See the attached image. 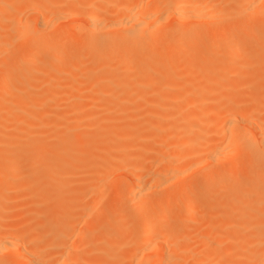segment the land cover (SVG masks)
<instances>
[{
  "label": "bare ground",
  "instance_id": "1",
  "mask_svg": "<svg viewBox=\"0 0 264 264\" xmlns=\"http://www.w3.org/2000/svg\"><path fill=\"white\" fill-rule=\"evenodd\" d=\"M217 1L218 0H214V1L212 0L211 2L208 1L209 3L208 4L207 0H0V17H4V18L6 17L5 19L9 18V20L11 17H13L12 18L13 20L15 19V21L11 19V21L15 22V24L9 21L14 25V27L11 28L12 33L9 38L11 40L12 39L18 40L19 44L21 45V48L17 51V54H15L14 57L8 63L0 67V69L4 70L5 72L3 77L4 82L9 83V81L11 80L15 82L14 87L11 88L10 91L4 94L0 93V105L2 104V106H0L1 107L0 108L1 109L0 110V203L6 198L5 194L8 191L12 193L13 191L10 190L15 189V186L14 189H12L13 185L7 187L3 185V182L7 179H8L7 181H9V179L11 181L12 180L15 181V185L16 182L19 181L22 186L21 188L28 189L27 190V193L29 191L28 195H30L31 193L36 194L39 191L38 188L39 182L35 180L36 175L34 173L36 172V170L38 169L41 170V167H44L45 173L43 174L42 177L43 180L54 182L55 185H57L58 187L60 186L61 188L59 187L60 188L59 195L62 194L65 203H68V205L69 204L74 205L75 202L73 201V199L70 198V192L67 193L63 190L65 189V187H67L66 185L69 182L76 180H77L76 182H78L79 184V182L82 181V178L86 175H93L97 177L96 175L98 174L97 173L98 164H100L99 167L103 169L102 164L106 165L105 167L107 166L111 167L112 165H114V163L117 162L121 164V166L118 164L117 167L120 166L118 168L123 170L128 177V181L125 182L121 194L123 195L127 190L128 193L130 192L132 194L131 195L132 198L129 201L130 205H123L122 204L123 198L114 200L113 204H114L115 213L116 214L126 213L127 219H135L141 216L142 218H144L143 223L140 229L137 231V233L131 239L129 237V241L126 240L127 241L126 243H128L129 245L126 243L125 244L127 246H130V250L127 247L129 251L127 252L129 254L128 256V260H130L129 262L132 261L133 264H167L172 261L170 264H173V260L171 259L175 258L176 255L175 253L178 252L181 254L182 252L184 254V249L179 247L181 241L183 240L182 236H184L185 239L188 238L189 239L187 240L188 242L189 241L194 242V240H192L191 237H189L190 233L189 235L186 234V236L183 235L182 233L185 231L182 232V229L181 231L180 229H178L179 231L178 233L180 235L177 232H175L174 234L172 233V235L170 236H168L167 234V237L166 238L164 237L163 240L162 237H159L161 238V240L158 239L156 241L158 243L160 242L161 243L160 244L155 243L156 245H158V247L156 246L157 247L156 249L154 248L155 244H151L152 245L151 249H148L149 248L148 246H151L148 243H150L151 239L156 237V236L154 237L155 231L157 233L155 227L156 226L163 227L169 220L174 219L175 218L174 214L177 209L180 210L181 219L190 221L192 214L195 212L194 208H196V210L198 211L197 208H202L205 206L203 198L197 195L187 194V191L189 190L190 186L197 185V180L194 179V177L192 176V174L196 171V169H198L199 167L201 168V166L205 164L204 162L209 163L210 169L206 171V175H205L206 181H204V183L202 184L205 185V187L211 186V180L214 175L212 173L213 169L215 170L219 168L220 170L219 175L222 176L225 170H228L229 172L245 170L248 171L249 173H252L254 171L264 169V161L253 160L245 166H241L238 162L235 161L234 162L232 161L229 165L228 162L229 158H235L236 156L239 155L235 153L236 150L240 149L237 147L238 143L236 142H238L237 140L239 138L245 136L242 131L247 129L246 127L253 129L251 130V133L254 132L255 130L254 134L256 136L254 138L251 134L247 132V130H245L252 137V139L250 138L246 141L244 146L245 152H243L242 150L241 151L243 153H246V151L250 152L249 150L252 148L255 149L258 148L264 154V121L261 119L262 117H258L262 120V123L259 122L261 120L258 119L259 124L257 125L252 121H249L253 119L252 117L254 115L256 116L257 111L239 105L235 93H237V90L241 84L240 83L235 84L231 80L233 78L228 77L233 75L234 76L239 75L243 68L241 69L238 68L239 65L236 64L235 62L225 61L223 58L216 57L211 47L204 50L203 55L210 56L211 58H209L204 63H200L199 65L196 66L193 65V66L196 71H201L202 73H204L205 76L199 79L195 76V78H192L191 80H189L188 83H186L188 89L185 91V95L188 96H185V98L186 97L189 98L190 96L196 98L195 99L196 105H195V111L190 116L188 115L189 116L188 118L187 116H185V118L187 119L183 120L185 122L184 126L189 128L193 127V129L194 127H199L197 129L199 130L201 128L200 125L203 123L201 119L202 116L208 114L207 113L208 108L205 109V105L209 103L210 99L212 101L223 100L224 104L222 105V107H217L215 110H213L212 113H214L215 116L213 120H211L212 123L207 126L213 127L214 132L212 131V135L214 133V135L216 136L213 137L219 138L218 137L219 134L222 133L221 137L224 138L219 143L215 141H210L211 138L210 139L208 138L211 136L208 137V134L210 135L211 132H208L209 131L208 130L207 131L208 141L206 139L204 141L203 139L201 141V142L204 141L203 147H199L200 145L196 147L194 145V148L196 147L197 150L195 151L192 150L193 155L199 154L200 152H202V149L206 151V153L210 150L209 154L207 153L208 154L207 156L206 153L203 151L205 153L204 156H206L207 160L205 161V158H203V161L197 160L194 163H190L191 164L190 166H192L193 164V167L189 166L184 169L176 168L175 166H173V164L171 165V167L170 166L165 167L166 163H163L164 161L162 162L163 164H160L159 162L161 161H158V159H156L157 161L154 160L156 155L157 158L158 155L161 156L162 158L163 156L166 158L167 156H169V154L171 155V152H173L171 148L169 150V145L166 144L167 139L160 141L159 140L160 138L159 139L155 138L159 140L161 143L155 142L156 144H154L152 147L147 146L153 149H149L147 151L143 150V152L148 153V157L147 159H145L146 163L154 161L160 164V168H158L156 172L154 171L156 169L155 167L153 170L154 172L151 171L156 175L152 183H148V181L151 182V180H153L152 179L153 175L151 176L152 173L151 174L148 173L150 172L149 170L147 173L150 174L151 178L148 179L147 181V179L145 180L144 178L146 174L143 177V173L145 172V168H144L145 166L141 164L142 163L141 161H143L144 159H142L143 157L140 155L139 156L136 154L131 156L116 155L115 157L112 158L111 155H109L111 152H109V150L106 149L103 150L102 152L106 154L109 153L108 155L110 156L109 157L110 159L108 158V160H104L106 158L101 157L102 159L100 158V160H102L103 162L102 161H101L102 163L97 162L98 159L97 155L94 154L95 155L94 156L92 155V153H90L91 151L94 152L95 149L94 150L90 149L91 151H89L90 147L88 148L89 142L87 141V137L89 136V134H87V132L90 130L83 131V129L78 126L80 124L79 122H82L84 120L86 121V119L87 121L88 119L89 121L94 119L95 118L93 115L94 113H92L93 115L92 119L91 116H85L86 119H83L82 113L84 109L83 111L82 109L80 110V108H78L79 106L73 105V103L75 104L76 102L78 101L80 102L81 100L82 101L81 103L83 104V102H85L91 94L92 95L94 94V97L91 99V101L93 104H97V94L99 93L102 102L103 101L106 102L103 107L108 108L109 110V108H112L114 106V108L116 107L117 109L121 108V110H124L122 108L125 107V104L127 107L128 106L130 107L132 103L133 105H135L136 102H140L139 100H143L146 98L145 94L147 90H152L150 93L154 96L155 101L151 100L149 103L154 104V102L156 103V100L157 101L161 100L164 103L163 105L166 108L168 107L167 109H174L175 107L173 106H175L179 102L182 96L181 97L177 95L174 96V94H171L173 96L171 95L168 96L170 93L168 95L165 94L167 96L164 95L162 96V92L164 90L176 91L179 87V81H180V80L178 81V79L175 77L176 74L177 73L179 74L178 71H180V68L186 69L189 66V65L187 66L184 60L181 59L182 47L184 45H187L188 43H194L197 40L207 41L209 39L212 41L213 45L218 42L224 41L225 44H227V47L225 48L223 56L229 58V56L233 54V50L231 49L229 43L233 40V32L235 28L236 29L248 28L251 25H253V23L255 22L254 20H252L253 16L264 14V0H231L234 1L235 8L233 10L230 9L228 15L230 17L239 18V22L237 23L236 27L230 26L227 31L222 32V34H218L216 33L217 30L211 31L210 29L205 28L206 24L217 22L227 13L226 11L227 9L226 8L224 9L225 5L223 0H221L222 4L220 3V4L211 5L212 2L216 3ZM107 7L108 8L112 7V8L107 9ZM4 8H8L9 11L8 13H6L7 14L6 16H3V14L5 13ZM19 8H23L22 12L23 13L25 12L28 15L27 23L24 26H22L21 24L22 27L20 26V22L22 18H20L19 15L16 16L17 14L16 11ZM74 17L75 18L81 17L82 19L83 27L80 29V31H76L78 25L74 23V19H75ZM167 19H170L177 24L189 23L191 27H189L190 29L182 32H174L172 29H168V28L167 31H164L166 30L164 27L165 25L163 26L161 24H163ZM203 25L205 27L201 28V26ZM159 26L161 27V29ZM155 27L157 28V30ZM162 28H164V30ZM105 29H110V31H107V33H105L103 31ZM111 29L113 30L114 33L118 31L117 32L118 34L115 33L116 36L113 37L109 36L111 37L109 38L108 35L110 33L108 32H111L112 31ZM161 30L165 34L160 32ZM158 32L162 33V36L161 34L159 36L160 38L157 36L159 35ZM146 35L149 38V40L148 39L144 40L145 39L144 37ZM106 37H108V42ZM6 38H7L6 41L3 40L1 41L3 37H1L0 39V55H2L6 51L5 50L6 47H9V39L8 37ZM104 38L106 41V44L104 43V46L106 45V48L108 50H112L113 53L114 51H116V53H118V55L116 54L117 57L115 56V58L102 59L98 61L97 59H95L91 61V59L87 55V50L95 45H96L95 47H97V45L100 43V40ZM150 39L152 40L151 43L155 41L157 42L159 41V39L162 40L161 42L162 51L160 57L158 59L156 58L155 62L152 63L149 59H145V58L141 61L140 60L136 61L135 58L132 59L133 53L131 52V50H129L128 46L133 44H137L138 46L145 44L144 46H148L150 45V41H151ZM142 40L149 42V44L146 45V43H143L144 41ZM248 40H249L248 38L238 39L237 45L241 46L245 44ZM105 41L103 40L102 43ZM76 42H80L79 43L80 45H77ZM84 45H87V47L84 48ZM62 52L63 53L66 52L68 54L66 62L61 60ZM43 55H47L49 57V60L43 65L37 64V60ZM105 57L106 56H104V58ZM263 61H264V56L261 57L260 62L246 61L243 62L242 66H244V68H249V69H251L252 67L257 68L258 65L262 66L260 64L263 63ZM182 62L185 64H183ZM259 68L261 69V67ZM87 70H90L91 73H89V75L87 76H83ZM240 77H242V75ZM180 84L183 85V82ZM213 85H218L219 86L218 88L221 89H219V91H210L209 87ZM91 88H95V89H92L93 92L92 91L88 92L89 91L88 89L91 90ZM97 89H98V93H97ZM86 90L88 93H90L89 95H87ZM82 94H86V95H82ZM81 95L85 96L84 99H82ZM70 98H74V99L69 100ZM66 100L67 102L69 101L68 102L69 104L67 102L65 103ZM101 100H98V102L99 101L101 102ZM62 101L64 102V104ZM70 101L73 103H70ZM58 102H60V104H58ZM185 103H184L185 105H183V108L187 105V101ZM70 104H72V109L70 108L71 110H68L69 106H71ZM61 105L68 106L67 107L68 109L66 108L68 112L65 111V112L56 113L55 111L52 110L53 108L54 109L56 108L55 110H57V106L58 109H62L63 107ZM106 105H108L109 107H106ZM136 111L134 110V108L131 109L129 108V111L124 110L123 114L125 113L126 119H128V121L130 122L133 121L134 119L136 120V117L138 116ZM160 114L158 115L154 113L150 114V118L152 117L156 120L157 119L163 120L165 116L163 114L162 115ZM107 121L110 120L108 119ZM4 123H6L5 126ZM8 123L12 124L13 133L11 132V134L6 135L7 133L3 132L2 130L7 129L8 125L10 126V124ZM110 124L113 128L110 127ZM110 124H108L109 126L107 124H104L105 126L104 125L103 126L110 127L111 134H108L109 138L107 139L111 143L109 144V147L113 148L117 146L116 148L113 149H116V151L118 152L119 151L123 152L124 150H126L127 152L128 151L132 152L135 149L137 151H141L139 144H133L136 147L133 145H129L130 143L132 144V142L130 141L131 139L137 136L140 137L141 135H144L146 137V134H143L145 132H149L152 135H155V137H157L158 133H163L162 131L165 130V128H163V125L161 123L154 121L146 123L142 128L132 127L131 124L119 128L115 126L116 123L115 124L110 123ZM99 125L96 124V126L94 125L92 127L94 128L96 127V129L98 128L99 130L102 124L100 126ZM239 126L241 127L245 126V128L243 127L244 129L240 131ZM86 127L89 128L88 126ZM113 129H115L114 130L115 132H113ZM200 130H202V128ZM193 131L190 132L193 133ZM190 132L188 134H190ZM181 136L182 135H180V137ZM107 137H105V139ZM198 137L202 138V136L199 135ZM47 138L56 140L55 142H57L56 144H59V146L56 148L44 149L46 147L43 145L44 144L43 140H46ZM23 139L25 140L27 139L26 142L29 141L30 144L28 145L30 146L29 148H26V145L23 144V142H25V141H21ZM118 140L120 142L130 141V143L128 144L126 143L129 147H126L127 145H124L125 143L121 144L122 142L116 144ZM242 140L240 139L241 141L240 143H242ZM181 141L185 143V141L180 140V142ZM199 141L196 143L200 144ZM113 142H115V144ZM150 142L152 143L151 140ZM101 143H103L102 139H101ZM101 143L98 144L100 145ZM106 143L104 142L103 144L105 145ZM112 143H113V147H111ZM151 143L149 145H151ZM100 146L103 147V145ZM144 146L142 145L143 147L142 149H144ZM204 148H208L209 150L207 149L205 150ZM98 150L96 148V151L99 154V152L102 149L101 150L98 149ZM113 151L115 150H112V152ZM167 151H169L168 152L169 154L167 153ZM164 152L167 154H165ZM114 153L112 155H114ZM197 156H199L200 158L201 154ZM162 158L161 160H165V158L164 159ZM167 158L169 159V157ZM172 162L174 163L177 161L175 160ZM16 163H20L21 166L27 165L26 168L27 172L19 176V174L16 171L11 169V166ZM159 164H157V166H159ZM39 165H43V166L38 167ZM161 165L162 166L164 165V168ZM37 167L38 169H36ZM104 170L106 169L104 168ZM72 184L69 183L68 185H72ZM85 185L87 186V184ZM93 185L91 186V188L95 186ZM72 187H75V185H72ZM82 190L83 189H78L81 195H76L79 194L78 191L76 192V194H74L75 192L73 191H72L73 193L71 192V195L74 194L75 196H80L81 199L80 203L83 200ZM245 191L243 193V197L247 193ZM94 195H97V193L93 194L92 196L95 197ZM100 196L102 198V195ZM27 197H31V195L26 196L25 200L27 199ZM97 199L98 198L96 196V198L93 201L94 203L92 202L89 203L90 205L92 204L91 205L92 207L90 206L92 209H90L91 211L89 213H88L89 208L85 209L83 208V206L82 208H78L77 205L68 212L72 211L71 215H73L74 212L76 213L77 211L80 210L83 212V214L88 213V216H92V213L94 214V212L97 211ZM71 201L73 203H71ZM100 201L101 199H99V202ZM106 206L107 204L105 203L104 200H102L100 202L101 209H104ZM153 207H156L157 210L152 212L150 211V209ZM35 215L37 214L35 213ZM50 215L51 214L48 212V215L46 216H50ZM71 215L69 213V216ZM82 216L83 215H81V217ZM85 217L82 218L85 219L87 225L88 218ZM37 218H40L39 220H41V216ZM55 218H56L55 216L54 218L52 217L53 220ZM70 218L71 217L68 216L65 217V221L63 223V226L61 227L63 229L61 231L59 230L56 233L55 238H53L52 241L49 240V242L52 244L51 246H54L52 247L53 249L57 246L56 241H58V239L61 241V237L65 238V235L69 234L63 232V230L64 228L67 229L66 227L73 225L72 223L71 225L69 224L70 221H73L71 220L72 218L71 219ZM82 218L80 219L79 217L78 219H80L81 222L82 221L84 222ZM39 220L37 219L36 222ZM198 223L200 222L198 221ZM86 225L83 224L81 225L82 231H83V227L85 229ZM20 227L22 228L23 226ZM20 227L14 228L12 226L5 225L4 222L3 224L0 223V253L12 254V257H7V259L5 258V260L1 259L0 264H26V263L70 264L69 263L70 260L69 261L67 260L68 257H70V254H74L73 256L71 255V257L69 258L71 259L73 257L75 259L74 260L72 258L74 261L71 259L74 262V264L75 261L76 264H94L91 261H83L82 258H81L82 261H80L79 256L81 255L79 254L81 252L78 251L77 253L76 251L77 249L81 250V248L84 250L87 249L85 246H83L84 247L83 248L80 245L81 247L75 249L74 251V248L69 245L70 243L73 245V243L76 242V239L80 238L81 241L83 238V241L84 240L91 241L85 243L86 246L88 247L89 244H91L93 241L92 238L96 237L97 232L93 234H91V232L90 233L85 232L86 230L81 232L80 231L81 227L75 228V225H73L72 228L73 229L75 228L74 230H76L77 228L79 229L78 233H76L75 231V234H78V236H75L77 238L75 239V241L72 240L69 243V245H67L68 247H65L63 249L60 248L61 252H66L65 254L69 255L68 257H66L67 258L66 259L65 258L66 255L63 254L64 255L63 257L65 258L64 260L68 262H64V260L60 261V259L63 258H59L56 255H54L55 259L53 260L43 261L41 260V255L44 250L42 249L41 246H43L44 243L43 245H41L40 239L26 235L23 232V230L20 229ZM189 227L190 226H188L187 229H189ZM32 228L35 229V227ZM193 228L194 227L190 228L189 231H193L194 230ZM175 229L177 231V228ZM198 231H200V229H198ZM202 231L204 233V230ZM255 231L256 233L254 234L255 237L253 236L254 241L252 240L253 241L252 247L253 249L258 250L262 247L264 248V224L259 226V228ZM79 232L81 234L83 233L82 236L79 234ZM111 233H112L111 231L110 232L108 231V234L106 233V235L104 234L103 236V238L105 237V240L107 238L106 240L107 243L109 242V240L112 241V239L113 240L118 239L115 237H111V235L113 234ZM195 233H192V235H194ZM71 234L72 232L70 233V236H72ZM197 235L199 236V233ZM203 236L204 235H202L201 237ZM109 237H111L112 239ZM111 241L110 244L113 243V242L111 243ZM118 241H114L113 244L118 243ZM143 241L145 243H143ZM252 241L249 242L252 243ZM60 243L61 242H59V244ZM110 244L107 247V251H106V253L108 254L111 252ZM117 245L119 246V243ZM185 245H187L188 247L187 249L190 248L191 250H193V248L189 247L191 245L187 244V242L185 243ZM73 246L76 245L74 244ZM45 248H46L45 253H47V249L48 250L49 248L51 249L50 246ZM135 248H139V249L142 248L141 249L143 250L142 255L140 256L138 255L139 256L138 257L136 254H138L139 252L136 254H132L131 252H133L134 250L136 251ZM146 248L147 251H145ZM249 249H251V246ZM73 251L76 253H74ZM186 252H188V250ZM96 253L97 252H95L94 255L97 256ZM256 253L257 252L251 251L247 254V256L244 259L250 264L251 263L264 264V261L262 259L263 255L259 256L258 254L260 253L258 254ZM76 254L78 255L76 256ZM198 254L200 255V253ZM91 255H92L91 257H93V254ZM55 256L57 257V259ZM89 256L90 255H87V258ZM177 256L176 258L178 259L180 256L179 254H177ZM184 256H182L184 258L181 257V260L182 261L184 260L185 264L188 263V261L191 262L192 258L189 257L188 258L189 260H187L186 255ZM191 256L193 257L194 255ZM209 256L213 261L214 259L212 258L213 256L211 255ZM210 257H208V259L205 258L206 262L207 260L208 262L209 260L211 261ZM84 259H86V257ZM205 259L203 257V260ZM126 260L127 259H125V261ZM128 260H127V264H128ZM181 260L180 258L178 259V261ZM197 260L192 262L197 263L198 261H200ZM174 261L177 262L176 260ZM223 263L225 262L223 261ZM216 264L219 263L216 262Z\"/></svg>",
  "mask_w": 264,
  "mask_h": 264
},
{
  "label": "rangeland",
  "instance_id": "2",
  "mask_svg": "<svg viewBox=\"0 0 264 264\" xmlns=\"http://www.w3.org/2000/svg\"><path fill=\"white\" fill-rule=\"evenodd\" d=\"M208 1L211 2L212 0H207V3H208ZM218 1L216 3L212 2L211 5L212 4L213 5L220 4L222 2L221 0H218ZM223 2L225 5V7L223 6L224 9L225 8L227 9L226 10L227 13L225 14V16L220 18L217 22L211 23V24H206L205 25L206 27L203 25V26H201V28L205 27L206 29L208 28L211 31L217 30L216 33L222 34V32L227 31L230 26H235V27L237 26V23L239 22V18L230 17L228 15V13L230 12L229 10L230 9L233 10L235 8L234 1L223 0ZM111 8L112 7H109V8L107 7V9H111ZM22 11H23V8H19L16 11V13H17L16 16L19 15V17L22 18V20L20 22V26H21V24H22V26H24L27 23V17H28V15L24 12L26 15L25 16ZM4 12H5L4 13L5 15L3 14V16H6L7 15L6 13L9 12L8 8H4ZM10 17H11V15H10ZM75 17H76V15H75ZM5 18L0 17V39H1V37H3V39H1V41L2 40L6 41L7 40L6 37H8L9 47H6V48L4 47L6 51L4 50L5 52L3 51L4 53L2 55H0V67L4 64L8 63L14 57V55L17 54V51L21 48V45L19 44L18 40H16V39L11 40L9 38L11 36V33H12L11 28L14 27V25L12 23L15 24V22H13V21H15V19L13 20L12 19L13 17H11L10 20H9V18L8 19H5ZM11 19L13 21H11ZM252 20H254L255 22L253 23V25H251L248 28H245V29H236L235 28V30L233 32V40L229 43L231 49L233 50V54L231 56H229V58H226L223 56L225 48L227 47V44H225L224 41L218 42V43L213 45L212 41L209 39H208L209 41L208 40L207 41L197 40L194 43H188L187 45H184L185 47L184 46L182 47L181 59L184 60V62L186 63L187 66L188 65L189 66L186 69L180 68V71H178L179 74L176 72L177 74L175 77L178 79V81L179 80L181 81V82L179 81V87L176 91L175 90H171V91L170 90H164L162 92V96L163 95L167 96L169 93L170 94L168 96H170L171 94H174V96L175 95L180 96V97L182 96L181 97L182 99L180 98L179 102L175 106H173V107H175L174 109H167L168 107L166 108L163 105L164 103L161 100H158V101L156 100V103L154 102V104L149 103L151 100L155 101L154 96L150 93L152 90L146 91V94H145L146 98L145 99L139 100L140 102H136V104L134 103L135 105H133V103H132L130 107L129 106L127 107L125 104V107L122 108L125 111H129V108L130 109L134 108L135 111L137 110L136 111L138 114L137 117H139V118L136 117V120L134 119L133 121H130V122L128 121V119H126L125 113L123 114L124 110H121V108L117 109L116 107L114 108V106H113L112 108H109V110H108V108L103 107L106 102H104V101L102 102L101 97L98 93V89H97V93H98L97 94V104H93L91 101V99L94 97V94L93 95L91 94L88 97L89 99L87 98V100L85 102H83V104L81 103L82 102L81 100H80V102L78 100H77L78 102L75 101L76 102L75 104L70 101V103H73V105L79 106L78 108H80V110L82 109V111H83V109H84V111L82 113L83 119H86L85 116H91V119H92L93 115L95 117V118L93 117L94 119H92V120L90 119L91 121H89V119L87 121V119H86V121L84 120L82 122H79L80 124L78 126L80 128H82L83 131L84 130H90L87 132V134H89V136L87 137V141L89 142L88 148L90 147L89 151H91L90 149H92V150L95 149L94 152L91 151L90 153H92V155H94V154L97 155V158H98L97 162L102 161V160H100L101 157L106 158L104 160H108V158L110 157L109 155H111L112 158L115 157L116 155L117 156H121V155L131 156V155H135V154L138 156L140 155L143 157L142 159H144L143 161H141L142 162L141 164H143L145 166L144 167L145 172L143 173V177L146 174V176L144 178H145V180L147 179V181H148V179H150L151 176L153 175L152 176L153 180H151V182L148 181V183H152L154 181V178L156 177V175L152 172H154V171L156 172L157 169L160 168V164L166 163L167 166L165 165V167H168V166L171 167V165L173 164V166H175L176 168L184 169V168L189 167L191 165L190 163H194L197 160L203 161V158H205V161L207 160L206 156L209 154L210 150L208 148H210V147L204 148L205 150L206 149L209 150L207 152L208 154L203 149H202V152L197 154V155L201 154L200 158L197 155H193L192 150H194V151L197 150L196 147H198L199 145H200L199 147H203V142L205 141V139L207 140V133L208 132H211L210 135L208 134V137L211 136L208 138V139L211 138L210 141H215V142L219 143L224 138V137L223 138L221 137L222 133L219 134V136H218L219 138H215L216 136L214 135V133L212 135V131L214 130L213 127L207 126V125L212 123L211 120H213V118L215 116L214 113H212L213 110H215L217 107H222V105L224 104V101L223 100H218V101L213 100L212 101L210 99L209 103L207 105H205V109L208 108V110H207L208 114L203 115L201 118L203 123L200 125V127L202 128V130H200L201 128L199 130H197L199 127H194V129L196 128L195 130L193 129V127L192 128L185 127L184 126L185 122L183 120L187 119L195 111V105H196V103H195L196 98L191 97V96L189 97L190 99L188 97H186L188 99L185 98V96H188V95H185V91L188 89L186 86V83H188L189 80H191L192 78H195V76L198 79L205 76L204 73H202L201 71H196L194 66L199 65L200 63H204L209 58H211L210 56H204L203 55L204 50L209 48V47H211V49L214 52L216 57L223 58L225 61L235 62L236 64L239 65L238 68H240V69L243 68L239 75H235V76L233 75V76H228V77L233 78L231 80L235 84L236 83L241 84L237 90V93H235L236 99H237V102L239 103V105H242L248 109H254L257 111L256 116L254 115L252 117L253 119H251L249 121H252L256 125L259 124V122L262 123V120L264 121V119H263V117H264V61H263V63L260 64L262 66L258 65L257 68L252 67L253 69L252 68L251 69L244 68V66H242L243 62H246V61L260 62L261 57L264 56V14L253 16ZM9 21H11L12 23ZM74 23H76V25H78L77 26L78 28L76 31H80V29L83 27V22H82L81 17L75 18ZM161 25H163V26L165 25L164 27L166 30H164V28H162L164 31H167V28H168V29H172L174 32L186 31V30L190 29L189 27H191V25L189 23L177 24L170 19H167ZM160 29H161V27H160ZM156 30H157V28H156ZM103 31L105 33H107V31H110V29H105ZM111 32H108V33H110L108 35V37L109 36H111V37L116 36L115 33H117L118 31H116L114 33L112 30ZM154 32H157V31H154ZM160 32L164 33L162 30ZM160 32H158L159 35H157L158 33L156 34L158 37L160 36V34L162 36V33H160ZM119 34H120V32H119ZM108 37H106L107 42H108ZM111 37H109V38H111ZM144 38H145L144 40H146V39L149 40L147 35ZM241 38H248L249 40L245 44L238 46L237 40L241 39ZM103 40L105 41V38L100 40V43L97 45V47H95L96 46L95 45V46H93L87 50V55L91 59V61H93L95 59H97V61H98V60H102V59L115 58L116 54L118 55V53H116V51H114V53H113L112 50H108L106 48V45L104 46V43L106 44V41L102 43ZM144 40H142V41H144ZM155 40H157V39H155ZM151 42H152V40L150 41V45H148L149 42H147V41L143 42V43H146V45H148V46H144L145 44H143V43H142L143 45H139V46L137 44H133V45L128 46L129 50H131V52L133 53L132 59L135 58L136 61H139V60L141 61L145 58V59H149L151 61V63L155 62L156 58L158 59L160 57V54L162 51V43H161L162 40L159 39V41H157V42L155 41L156 43L155 42L151 43ZM79 43L80 42H76L77 45H80ZM159 44H160V46H159ZM86 47H87V45H84V48H86ZM140 51H141V53H140ZM67 55L68 54L66 52L65 53L62 52L61 60L66 62ZM138 55H139V57H138ZM104 56H106V57L104 58ZM48 60H49V57L47 55H43L37 60V64L43 65ZM185 63H183V64H185ZM259 67H261V69ZM182 69H183V71L184 70L185 71L183 72ZM4 73H5L4 70L0 69V93H3V94L10 91L11 88H13L15 85V82L13 80L9 81V83L4 82V80H3ZM89 73H91V71L87 70L83 76H87V75H89ZM241 75H242V77H240ZM247 76L249 77V79ZM245 80H246V82H245ZM182 82H183V85L180 84ZM249 82H251V83H249ZM245 83H247V84H245ZM218 87H219L218 85H213V86L209 87V90L210 91H219V89H221V88H218ZM251 87H253V88H251ZM92 89H95V88H91V90L88 89L89 90L88 92L92 91ZM86 92H87V90H86ZM88 92H87V95L90 94ZM165 94H167V95H165ZM82 95H86V94H82ZM171 96H173V95H171ZM84 97L85 96H82V99H84ZM183 98H184V100H183ZM72 99H74V98H70L69 100H72ZM98 100H101V102L100 101L98 102ZM90 101H91V103H90ZM182 101H183V103H182ZM186 101H187V105L183 108V105L186 104L185 103ZM255 101H257V102H255ZM66 102H67V100L65 101V103ZM58 104H60V102H58ZM63 104H64V102H63ZM70 105L71 106H69V109L67 108L68 106H66V105H63V106L61 105L63 107L62 109H58L59 105L57 106V110H55L56 108L55 109L51 108V109L53 111H55L56 113L65 112V111L68 112V110L72 109V104H70ZM127 105H129V104H127ZM0 106H2V104ZM106 107H109V106L106 105ZM90 113H91V115H90ZM92 113H94V114L92 115ZM153 113L156 115L162 113L165 116V118H163V120L162 119L156 120L152 117L150 118V114H153ZM162 114H160V115H162ZM147 115L149 116V118ZM185 116H187V118H185ZM258 117H262L261 118L262 120ZM108 119L110 121H107ZM258 119H260L261 121L258 122ZM151 121L161 123L163 125V128H165V130L162 131L163 133H158L157 137H155V135H152L149 132H145L143 134H146V137L144 135H141L140 137L137 136L138 138L132 137L133 139H131V140L129 139L132 142V144L130 143V141H123V142L121 141L122 142L121 143L118 140L116 142V144L117 143H121V144L125 143L124 145H127L128 143H130L129 145L139 144L141 151H137L135 149L136 151L135 150H134L135 152L132 151L133 153L129 152V151L127 152L126 150H124L123 152L122 151L118 152V151H116V149H113V148L117 147V146L113 147V143L115 144V142L112 143V146L110 145L113 148L109 147V144H111V143L107 140L109 138L108 134H111L110 127L113 128L110 123H114V124L116 123L115 126H117L119 128L124 127L128 124L129 125L131 124L132 127L142 128L146 123L151 122ZM98 123L102 124V126L99 130H98V128L96 129V127L95 128L92 127L94 125L96 126V124L99 125ZM5 124L6 123H4V126H5ZM8 124H10V123H8ZM104 124H107V125L110 124V127H104L105 126ZM114 124H113V126H114ZM10 126H11V128H10ZM10 126L8 125L7 129L2 130L3 132L7 133L6 135L11 134V132L13 133L12 124H10ZM86 126H88L89 128H87ZM99 126H97V127H99ZM239 127H240L239 128L240 131H242V129L245 128V126H243L244 128L241 126H239ZM102 128L103 129L105 128V129L103 130ZM106 128H109V129H106ZM187 128H189V129H187ZM246 128L247 129H245V130H247V132L255 138V136H256L254 134L255 130H254V132H252L253 133L252 134L251 130H253V129L248 128V127H246ZM114 130L115 129H113V132H115ZM188 130H189V132L193 131V130L194 131H193V133L190 132V134H188L189 133ZM245 130L242 131L245 136L242 138H239L237 140L238 142H236V143H238V145L236 144L237 147L240 149L236 150L235 153L239 154V155L236 156L235 158H229V161H228L229 165L232 161L238 162L241 166H245L253 160L264 161V154L258 148L257 149L252 148L249 150L250 152L246 151V153H243V152H245L244 146H245L246 141L250 138L252 139V137ZM118 131H120V130H118ZM244 131L246 134L244 133ZM8 132H10V133H8ZM148 134H149V136H148ZM185 134H187V135H185ZM180 135H182V136L180 137ZM198 135L202 136V138L198 137ZM213 136H215V137H213ZM105 137H107V138L105 139ZM203 137H205V138H203ZM103 138H104V140H103ZM153 138L154 139L160 138L159 139L160 141L167 139L166 144L169 145V150H170V148H171V150H173V152H171V155L168 153L169 151H167L169 156H167V155L166 156L169 157V159L167 157L165 158L164 156H163V158L159 155H158V158H157V155L155 156L154 160L158 159V161H161V162H159L160 164L157 162H154V161L153 162H147V163L145 162V159H147V157H148V153L143 152V150L147 151L149 149H153L150 147H152L154 144L160 142L159 140H157V139L154 140ZM101 139H102L103 143L104 142L106 143V141H107V143L104 145L103 143H101ZM203 139H204V141L201 142ZM213 139H215V140H213ZM240 139L241 140L244 139V140H242V143H240L241 142ZM26 140L23 139L21 141H25V142H23V144L26 145V148H29L30 147V146H28V145H30L29 141L26 142ZM150 140L152 141V143L150 142ZM180 140L185 141V143L182 141H181L182 142L181 143ZM55 141L56 140L48 139V138L46 140H43V143H44L43 145L46 147L44 149L58 147L59 144H56L57 142H55ZM198 141L200 142V144L196 143ZM175 142H176V144H175ZM98 143H101L100 145H103V147H101ZM150 143H151V145H149ZM208 143H210V142H208ZM97 145H99V146H97ZM142 145L143 146L145 145L144 149H142L143 148ZM194 145L196 146L195 148H194ZM133 146H135V145H133ZM147 146H150V147H147ZM126 147H129V146L127 145ZM191 147H193V148H191ZM96 148H97V150L102 149L100 151L101 153L99 152V154H98V152L96 151ZM106 149H108L109 152H111L110 154L107 152L109 155L102 152L103 150H106ZM111 149L115 150L116 152L115 151L112 152ZM203 151L206 153V156H204L205 153ZM232 151H234V150H232ZM113 153H114V155H112ZM167 153H165V154H167ZM25 154H27V153H25ZM160 157L162 159L165 158V160H161ZM185 159L188 161H186ZM175 160L177 162L173 163L172 161H175ZM187 162H189V163H187ZM152 163H154V164H152ZM155 163H156V165H155ZM204 163L205 164H203L201 166V168L199 167L198 169H196V171L193 170L195 172L192 174V176L194 177V179L197 180V185L190 186L189 190L187 191V194L200 196L201 198H203L205 206L202 208H197L198 211L196 210V208H194L195 212L192 214L190 221L181 219L180 218V214H181L180 210L177 209L175 214H174L175 215L174 219L169 220L163 227H158V226L155 227V230H157V233L155 231L154 237L155 236L156 237L155 238L152 237L154 239V242H153V239L150 238L151 239L150 243H148V242L147 243L149 245L155 244V243L160 244L161 242L158 243L156 241L158 239L161 240V238H159V237H162V240H163L164 237L165 238L167 237V234H168V236H170V235H172V233L173 234L175 232L178 233L179 232L178 229H180V231L182 229V232L185 231L182 234L186 236V234L189 235V233H190L189 237H191V239L194 240V242L196 243L195 244L193 241L188 242L187 240H189V239L188 238L185 239L184 236H182V234H181V236L183 237V240L181 241V244L179 247L184 249V254L182 252H181V254L177 252V253H175L176 254L175 258L177 256V254H179L180 260H181V257L184 255H186L187 260H189L188 259L189 257L192 258L191 262L188 261V263H186V264H199V263L200 264H213L214 260H215L214 264H216V262L219 264L220 263L221 264H250L244 259L249 252H251V251L257 252L256 254L260 253V254H258L259 256H262V255L264 256V248L263 247L258 249V250L253 249V247H252L254 237H255L254 234L256 233L255 230H257L259 228V226L264 224V169L254 171L252 173H249L248 171H245V170H239L236 172H229L228 170H225L223 176L219 175V171H220L219 168H217L215 170L213 169L212 173L215 176L213 175V177H212L211 186L205 187V185H202V184L204 183V181H206V179H205L206 171L208 169H210V167H209L208 162H204ZM118 164L121 166V164L117 163V162L114 163V165H112L114 167H112V166L111 167H109V166L105 167L106 165L102 164L103 169L100 168L99 167L100 164H98L97 165L98 166L97 167V173L98 174L96 173L97 177H95L93 175H86L82 178V181L78 180V181H80L79 184H78V182H76L77 180L69 182L70 184L76 182V183L72 184V185H75V187H72V185H68L69 184L68 183L66 185L67 187H65V189H63V190L67 193L70 192V198L73 199V201L75 202L74 205L73 204L68 205V203H65V200H64L62 194L59 195L60 188H61L60 186H59L60 187L59 188L57 185H55L54 182L43 180L42 177H43V174L45 173L44 167H41V170L38 169V167L43 166V165H39L36 168L38 170L35 169L36 172L34 173L36 175L35 180H37L39 182V185H38L39 191L36 194H32L30 192L31 197H27L26 200H25L26 196H30V195H28L29 191L27 193L28 189L27 188H21L22 186H21L19 181L16 182V185H15V181H13V180L11 181L10 179H9V181H7L8 180L7 179L3 182V185L5 187L13 185L12 189H14V186H15V189H14L15 192H14V190H10L13 192L10 193L8 191L7 192L8 194L4 193L6 195V198L0 203V223L3 224V222H4L5 225H7V226L9 225V226H12L14 228H19L20 226H23L22 228L20 227V229H22L26 235L40 239L41 240L40 244L43 245V243H44V245L41 246L42 249L44 250L42 252V255H41V260H43V261L55 259L54 255H56L59 258H63V259H60V261L64 260L66 257H68L69 255L65 254L66 252H61L60 248L63 249L65 247H68L67 245H69V243L72 240L75 241V239L77 238L75 236H78V234H75V231H76V233H78V231H79L78 228L81 227V230H80L81 232L86 230L85 232H88V233L91 232V234L97 232V234H96V237L92 238L93 241L91 244H89L91 241L88 240V241H90L88 243L89 244L88 247L85 244L88 241H85V240L83 241V238L81 241H80V238H78V239H76V242H74V243L72 242L73 245L75 244L76 246H73L70 243L69 246L73 247L74 251H75V249H77L81 246L82 247L85 246L87 248L85 250L81 248L82 251L77 249L76 252L77 253H78V251L81 252L79 255L83 256V257L79 256L80 261H82L81 260V258H82L83 261H91L94 264L95 263H97V264H127V260H128V256H129V254L127 252H129L128 248L130 250V246H127L126 244H128V243H126V242L129 241V237L131 239L137 233V231L140 229V227L143 223L144 218H142V216H141V217H137L135 219H127L126 213H121V214L115 213L114 204H113L114 200H117L119 198H123L122 204L123 205H130L129 201L132 198V196H131L132 194L130 192L128 193L127 190L123 195L121 194V191L123 190V186H124L125 182L128 181V177L123 170L118 168L120 166L117 167ZM157 164H159V166H157ZM200 164H202V163H200ZM154 167L156 168L155 170H154ZM162 167L164 168V165ZM162 167H161V169H162ZM190 167H193V164ZM26 168H27V165L21 166L20 163H16V164L11 166V169L16 171L19 174V176L23 175L24 173L27 172ZM104 168L106 170H104ZM148 170L150 172H148ZM147 172L150 174L152 173L151 176ZM91 181L94 183L95 186L93 185V183ZM147 181H145V182H147ZM199 183H201V184H199ZM85 184H87V186ZM76 185H78V186H76ZM92 185L96 189L94 187L91 188ZM79 186H81V187H79ZM68 187H70V188H68ZM76 187H78V188H76ZM78 189H83L82 190L83 200L81 203H80V200H81L80 196L74 195V194H76ZM72 191L75 192L73 195H71ZM244 191L247 193L243 197ZM78 193H79V191H78ZM96 193H97V195H94L95 197H93L92 195L96 194ZM76 195H81V194L79 193ZM100 195H102V198ZM60 196H61V198H60ZM96 196L98 198L97 199V211L94 209L96 212H94V214H93L92 213L93 210H92V212H91L92 216H88V213L91 211L90 209H92L91 208L92 204L90 205L89 203H91V202L94 203L93 201L96 198ZM99 199H101V201L104 200L105 203L107 204V206L104 209H101V207H100L101 201L99 202ZM239 200H241V201H239ZM76 202H79L80 204L76 203ZM71 203H73V202L71 201ZM82 203H83V205H82ZM76 205L78 208H82V206L85 209L89 208L88 213H86L87 210H86V212H84L87 215L83 214V212L80 210L77 211L76 213L74 212V214L71 215L72 211L71 212H68V211L72 210ZM80 205H81V207H80ZM86 206H87V208H86ZM234 207H235V209H234ZM156 210H157L156 207H153L150 209V211H152V212L156 211ZM48 212L51 214L50 216H46V215H48ZM35 213L38 216L35 215ZM69 213L71 216H69ZM66 215L68 217H71L72 219L71 218L70 219L73 220V221H70L69 224L71 225V223H72L73 225H75V228L76 227H78V228L76 230H74L75 228L74 229L72 228L73 225L66 227L67 229L64 228L63 232H66L69 234H66L67 236L65 235V238L61 237V241L58 239V241H56L57 242L56 243L57 246L55 247L56 249L55 248L53 249L52 247H54V246H51L52 244L49 242V240L52 241L53 238H55L56 233L59 230L61 231L63 229L61 227L63 226V223L65 221V217H67ZM81 215H83L82 217L88 216V217H85V218H88L87 219V225H86L85 219H83L81 217ZM89 215H91V214H89ZM39 216H41V220H39L40 218H37ZM54 216L57 218V219L55 218L56 220L52 219V217L54 218ZM42 217H43V219H42ZM79 217H80V219L82 218V220H84V222L83 221L81 222V220L78 219ZM36 218L39 220V221H37L38 223L36 222V220H37ZM79 221H80V223H79ZM198 221L200 223H198ZM58 222H59V224H58ZM195 222H196V224L198 223L197 226H196ZM81 223L83 225H86L85 229L83 227V231H82V226H81L82 224ZM37 225H39V226H37ZM199 225H200V227H199ZM40 226L42 227V229ZM188 226H190L189 229L194 227L193 228L194 230L198 231V229H200V231L196 232L193 229H192L193 231H189V229H187ZM32 227H35V229ZM37 227H40V228H37ZM175 228H177V231ZM202 230H204V233L206 231V233L204 234ZM69 231L72 232V234H71L72 236H70L71 232H69ZM108 231L109 232L111 231L113 233V234L111 233L112 234L111 237H115L118 239L113 240L111 237H109L112 239V241L109 240V242L107 243V241H106L107 238L105 240V237L103 238V236H104V234L106 235V233L108 234ZM73 232H74V234H73ZM195 232L197 234L199 233L200 237L202 235H204V236L200 238ZM200 232H201V234L202 233L203 234L201 235ZM192 233H195V234L192 235ZM79 234L82 236L83 233L81 234L79 232ZM196 235H197V237H196ZM118 240H120V241H118ZM110 241H111V243L112 242L114 243V241H118L119 246L117 245L118 243H116V242H115L116 244H113V243L110 244ZM249 241H252V243H250ZM59 242H61L60 243L61 245L59 244ZM186 242H187V244L191 245L189 247L193 248V250H191L190 248H189L190 250L187 249L188 247H187V245H185ZM76 243H78V244H76ZM143 243H145V242L143 241ZM109 244H110L111 252L108 254V253H106V251H107V247L109 246ZM142 244H141V246H142ZM156 244L154 245L155 249L158 247V245H156ZM58 245H60V246H58ZM63 245H65V246H63ZM113 245H115V246H113ZM49 246L51 247V249L50 248H49V250L47 249V253H45V251H46L45 247H49ZM116 246H118V247H116ZM250 246H251V249H249ZM148 247H149L148 249H151L152 245L148 246ZM185 247L188 250V252H186L187 250L185 249ZM139 248H135L136 251L132 250L133 252H131V253L136 254L139 252L141 254L138 253L136 255L137 256L142 255L143 250H141L142 248L141 249H139ZM101 250H103V251H101ZM145 251H147V248L145 249ZM76 252H74V253H76ZM82 252H84V253H82ZM95 252H97L96 254L98 257L96 255H94ZM185 252H186V254H185ZM198 253H200V255ZM63 254L66 255L65 258L63 257L64 256ZM91 254H93V257H91L92 256ZM106 254H108V255H106ZM190 254L194 255L193 257L195 260L193 259V257ZM60 255H61V257H60ZM71 255L73 256L74 254H70V257H71ZM77 255L78 254H76V256ZM87 255H90V256L87 258ZM126 255H127V257H126ZM209 255L213 256L212 257V258H214L213 261ZM263 256H262V259L264 261ZM7 257H12V254L0 253V260L1 259L5 260V258L7 259ZM57 257H56V259H57ZM70 257H68V259L67 258L66 259L68 261L70 260L69 261L70 264L71 263L74 264L73 261L75 259L72 257L74 259L73 260L71 258L73 260L72 261L71 259H69ZM85 257L87 260L84 259ZM184 257H182V258H184ZM203 257H204V259L205 258L208 259V257H210L211 261L209 260V262H208V260H207V262H206V259L203 260ZM175 258L171 259V260H173V264H181V263L185 262L184 260L178 261L179 258L178 259L177 258L175 259ZM107 259H109V260H107ZM125 259H127V260L125 261ZM197 259L200 261H198ZM235 259H236V261H235ZM93 260H94V262H93ZM174 260H176L177 262H175ZM196 260L199 263L198 262L197 263L192 262V261H196ZM68 261L64 260V262H68ZM129 261L130 260H128V264L129 263L133 264L132 261L131 262H129ZM223 261L225 263H223ZM170 263H167V264H170ZM26 264H28V263H26ZM66 264H68V263H66ZM75 264H76V261H75Z\"/></svg>",
  "mask_w": 264,
  "mask_h": 264
}]
</instances>
